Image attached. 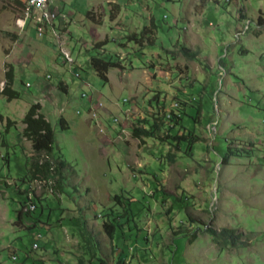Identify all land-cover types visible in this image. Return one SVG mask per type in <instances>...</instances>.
<instances>
[{
    "label": "rangeland",
    "instance_id": "rangeland-1",
    "mask_svg": "<svg viewBox=\"0 0 264 264\" xmlns=\"http://www.w3.org/2000/svg\"><path fill=\"white\" fill-rule=\"evenodd\" d=\"M55 6L59 38H41L34 27H18L15 3L0 0V144L7 141L0 155L11 158L8 167L0 162V264H264V0H57ZM115 6L120 15L112 22ZM151 19L153 44L128 40ZM179 45L201 56L187 58ZM94 57L121 64L110 70L109 83L95 73ZM9 66L21 95L13 101L1 95ZM155 96L167 114L188 103L182 127L199 138L192 154L188 142L178 151L133 137L139 121L152 117ZM98 102L103 107L94 108ZM38 103L55 130L54 155L69 163L60 196L58 176H32L47 157L22 134L24 117ZM91 110L98 112L94 120ZM8 119L15 122L9 129ZM231 141L246 150L254 145L251 158L222 165ZM31 205L38 206L32 217L19 219L17 212ZM111 208L114 239L103 229ZM190 216L240 244L215 243ZM171 226L194 233L175 236Z\"/></svg>",
    "mask_w": 264,
    "mask_h": 264
},
{
    "label": "trees",
    "instance_id": "trees-1",
    "mask_svg": "<svg viewBox=\"0 0 264 264\" xmlns=\"http://www.w3.org/2000/svg\"><path fill=\"white\" fill-rule=\"evenodd\" d=\"M11 3H15L18 6V10L16 13L19 15L21 12H23L24 2L22 0H10ZM120 6H115V11L110 13V20L114 22L120 15L119 12ZM59 14V13H58ZM18 15V16H19ZM60 15V14H59ZM88 17L92 22L94 21L92 12L88 13ZM150 27H146L140 35L138 33H131L128 37L129 41H135L136 44L141 43L143 40L146 39L148 44L154 43V38H152V35L154 34V31L157 30V26L154 23V19H151ZM260 26H264V20L262 18L259 19ZM99 25H102L99 23ZM28 27H32L31 22H28ZM3 35H9L8 32H3ZM256 35H261L260 32H257ZM138 36L141 37V39H138ZM151 36V37H150ZM103 44V43H101ZM100 44V45H101ZM105 44V42H104ZM180 52L187 58L190 59H198L201 56V50L197 49H190L186 46H178ZM63 55V54H62ZM65 58V56L63 55ZM66 60V59H65ZM67 62V60H66ZM68 63V62H67ZM91 66L93 67L95 73L97 76L104 82L109 83V72L111 69H117L120 68L121 64L117 61H113V59H106L101 57H94L90 61ZM8 67V66H7ZM9 70L5 73V86L4 89L1 92V95H3L5 98H7L8 101H13L21 98V95L19 92L14 90V83H15V71L13 66H9ZM50 78V76H49ZM62 91H67V88L64 87L62 84L59 86ZM151 102V115L152 117H148L146 119H143L139 121V126L135 127L133 129V137L135 139H138L139 141H145L146 139H153L158 140L162 143H169L172 145L173 148L177 149L178 151L182 150L181 145L182 142H188V151L192 154V146L194 143L199 141V138L192 132L187 131V133H184L185 128L182 127L183 118L186 115V105L188 103L179 102V106L176 107V109H173L171 113H166L165 109L162 112L159 110V107L161 106L159 102V96L153 97V100H150ZM163 108H165L166 103H162ZM184 108H181L183 107ZM163 113V115H162ZM0 120H3V117L0 116ZM15 122H12L10 119L7 121L6 128L9 129L12 124ZM61 125L63 130L68 129V124L64 119H61ZM23 124L25 125V128L22 132L23 137L31 144L32 150L35 154L41 156L44 155L47 158L43 163L37 162L34 164V170L32 171V176L36 179L40 178V176L48 177L49 174H55L59 177V181L56 182L54 186L55 192L62 193L63 187H62V180L64 179L63 171L67 170L69 163L63 158L62 155L55 156L54 155V149H55V130L51 124V122L48 121L46 116L42 113V106L41 104H34L29 109L28 113L23 119ZM182 129V131H180ZM8 132V131H7ZM235 142L231 141L230 145L228 147V150L223 157L222 165H229V161L231 158H251V153L254 151V145L251 144L250 150H246L242 147H234ZM7 146V141L5 139L2 140L0 144V148L3 146ZM1 158L0 155V162L4 161L6 162L7 167L10 165L11 158L9 155H4ZM175 153L169 151L168 152V159L169 161H175ZM28 173V172H27ZM27 173L22 177L21 182L23 184L28 183V180H30V176L27 175ZM30 173V170H29ZM31 174V173H30ZM157 180V177L154 176ZM44 178V179H45ZM19 184L16 182L13 187L17 188ZM56 195V194H55ZM119 200V196L115 197V201L117 202ZM21 205H25L24 203ZM35 210L33 211V207H26L25 214L23 211H19L18 216L19 219L25 217H32V215L37 211L38 206H35ZM111 216H115V211L111 208L108 209V213L105 215V223L103 225L104 232L111 238L114 239L115 232L117 226L112 223ZM191 223H198L190 216ZM37 223H41V221H36ZM200 224V223H198ZM184 225V224H183ZM201 226L198 227V229L203 232L206 231L208 233L213 241L215 243H220V241H225L227 244H230L232 246H237L240 244L239 241L236 240L234 236H232L230 233L226 231H218L214 230L212 228H206V224H200ZM38 225H36L35 228H37ZM62 226V224H60ZM204 227V228H203ZM172 228V226H171ZM170 228V229H171ZM181 231H176L171 229L173 234L175 236L183 235V236H190L189 234H192L194 232H191L189 228L183 229L180 228ZM193 235V234H192ZM39 235H37V238ZM34 250V249H33ZM35 251V250H34ZM95 258V257H93ZM94 261V260H93ZM93 263V262H92ZM97 264V263H93ZM103 264V262H102Z\"/></svg>",
    "mask_w": 264,
    "mask_h": 264
},
{
    "label": "built area",
    "instance_id": "built-area-1",
    "mask_svg": "<svg viewBox=\"0 0 264 264\" xmlns=\"http://www.w3.org/2000/svg\"><path fill=\"white\" fill-rule=\"evenodd\" d=\"M24 2L23 12L18 16L17 19V25L21 30H25V28L28 26V22H31L32 27L35 28V31L37 35L41 38L48 37V35L59 38V30L56 29L54 26L57 22V19L59 17L58 9L55 6V3L57 0H22ZM65 56V59L68 63L73 64L72 58L69 54L63 53ZM49 78V76H48ZM125 102H128L127 100H124ZM99 106H102L101 102H98V104L94 108H98ZM103 107V106H102ZM97 111L91 110L90 116L92 115V120L97 118ZM118 122V120H115ZM33 207V211L35 210V207L33 205L29 206ZM26 211V208H25ZM38 246L35 245V248ZM14 261L17 260V257H13Z\"/></svg>",
    "mask_w": 264,
    "mask_h": 264
},
{
    "label": "crops",
    "instance_id": "crops-1",
    "mask_svg": "<svg viewBox=\"0 0 264 264\" xmlns=\"http://www.w3.org/2000/svg\"><path fill=\"white\" fill-rule=\"evenodd\" d=\"M129 2H130V0H129ZM119 4V3H118ZM120 5V4H119ZM58 13H59V11H58ZM118 19H119V17H118ZM61 23L62 22H60V25H61ZM62 26V25H61ZM31 156V155H30ZM0 192H3V190H0ZM61 195V193L59 194V196Z\"/></svg>",
    "mask_w": 264,
    "mask_h": 264
},
{
    "label": "bare ground",
    "instance_id": "bare-ground-1",
    "mask_svg": "<svg viewBox=\"0 0 264 264\" xmlns=\"http://www.w3.org/2000/svg\"><path fill=\"white\" fill-rule=\"evenodd\" d=\"M176 108V107H175ZM175 108H173V109H175ZM31 209H33V208H31ZM39 237V236H38Z\"/></svg>",
    "mask_w": 264,
    "mask_h": 264
}]
</instances>
